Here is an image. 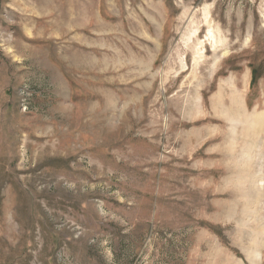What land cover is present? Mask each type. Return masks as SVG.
<instances>
[{
    "label": "rangeland",
    "instance_id": "rangeland-1",
    "mask_svg": "<svg viewBox=\"0 0 264 264\" xmlns=\"http://www.w3.org/2000/svg\"><path fill=\"white\" fill-rule=\"evenodd\" d=\"M263 119L264 0H0V264H264Z\"/></svg>",
    "mask_w": 264,
    "mask_h": 264
},
{
    "label": "bare ground",
    "instance_id": "bare-ground-1",
    "mask_svg": "<svg viewBox=\"0 0 264 264\" xmlns=\"http://www.w3.org/2000/svg\"><path fill=\"white\" fill-rule=\"evenodd\" d=\"M197 31V30H196ZM197 33V32H196ZM264 120V119H263ZM257 144V143H256ZM254 154V153H253Z\"/></svg>",
    "mask_w": 264,
    "mask_h": 264
}]
</instances>
